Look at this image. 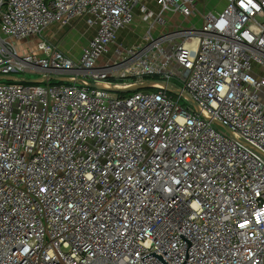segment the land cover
<instances>
[{
  "label": "built area",
  "instance_id": "1",
  "mask_svg": "<svg viewBox=\"0 0 264 264\" xmlns=\"http://www.w3.org/2000/svg\"><path fill=\"white\" fill-rule=\"evenodd\" d=\"M153 1L0 0V264H264V0Z\"/></svg>",
  "mask_w": 264,
  "mask_h": 264
},
{
  "label": "rangeland",
  "instance_id": "2",
  "mask_svg": "<svg viewBox=\"0 0 264 264\" xmlns=\"http://www.w3.org/2000/svg\"><path fill=\"white\" fill-rule=\"evenodd\" d=\"M145 3L147 6L153 11L156 12L158 10L157 5L154 3L153 0H145ZM222 0H201L198 3L197 9L202 12L203 10L205 12L207 11H220L222 9ZM163 18L166 22L165 26H158L155 27L152 31L153 35H162L165 33H168L170 31H173L175 29H185L192 24L195 25V27L200 26V20H198V17L191 18V19H184L181 15L174 13V12H164ZM137 14V7L133 10V20H132V27L137 32V34L144 33L146 26L143 23H140V19ZM52 29V27L50 28ZM50 29L45 31L42 36L46 37L47 35H50ZM85 30V26L82 22H78L76 25L72 27H67L63 29V31L60 33V35L57 37L58 41V48L61 51H65L67 55L69 54L70 57L77 58L80 56L81 49L85 44V40L88 39V36L84 35L83 32ZM37 38H29L26 41L21 42L20 45V52H23L24 50H30L32 47H34L35 43L37 42ZM20 77L27 76L28 78H31L36 74L30 75L26 73H18Z\"/></svg>",
  "mask_w": 264,
  "mask_h": 264
},
{
  "label": "crops",
  "instance_id": "3",
  "mask_svg": "<svg viewBox=\"0 0 264 264\" xmlns=\"http://www.w3.org/2000/svg\"><path fill=\"white\" fill-rule=\"evenodd\" d=\"M224 5H225V2H224V0H222V6L224 7ZM51 27H52V29H50ZM51 27L49 28L50 29L49 31L51 32L50 35H47L46 37L50 40V42H53V43H57L58 44L57 37L60 35V33L63 31V29L67 28L68 26H66V27H60L58 25H54V26H51ZM84 33H85V35L87 34L86 32H83V34ZM142 34H137V32L134 30V28L132 26H130L128 29H125V30L121 31L119 33V36L124 41V43H126V44H132V43L136 42L142 36ZM86 42H87V40H85L84 46L86 45Z\"/></svg>",
  "mask_w": 264,
  "mask_h": 264
},
{
  "label": "water",
  "instance_id": "4",
  "mask_svg": "<svg viewBox=\"0 0 264 264\" xmlns=\"http://www.w3.org/2000/svg\"><path fill=\"white\" fill-rule=\"evenodd\" d=\"M136 89H139V87H137V88H132V89H128V90H126V91H132V90H136Z\"/></svg>",
  "mask_w": 264,
  "mask_h": 264
},
{
  "label": "bare ground",
  "instance_id": "5",
  "mask_svg": "<svg viewBox=\"0 0 264 264\" xmlns=\"http://www.w3.org/2000/svg\"><path fill=\"white\" fill-rule=\"evenodd\" d=\"M106 87V86H105Z\"/></svg>",
  "mask_w": 264,
  "mask_h": 264
}]
</instances>
